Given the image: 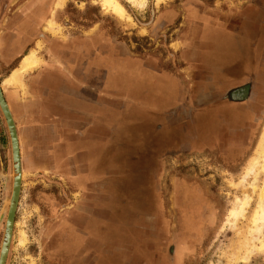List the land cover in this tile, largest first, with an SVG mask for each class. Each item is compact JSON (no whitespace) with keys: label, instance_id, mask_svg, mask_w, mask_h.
Segmentation results:
<instances>
[{"label":"crops","instance_id":"obj_1","mask_svg":"<svg viewBox=\"0 0 264 264\" xmlns=\"http://www.w3.org/2000/svg\"><path fill=\"white\" fill-rule=\"evenodd\" d=\"M55 1L0 0V82L16 123L22 164H42L33 167L34 174L51 169L71 194L79 196V207L62 208L58 222L68 229L71 259L77 256L78 241L86 250L92 242L89 230L82 241L78 239V229L112 223L125 233L135 227L144 216L132 210L134 195L150 197L148 202L155 203L152 209L143 204L144 210L157 209L154 181L159 165L167 162L174 147L199 148V113L194 108L206 92L202 72L207 66L201 64L203 49L190 57L197 37L191 29L177 45L170 44L187 61L177 73L170 70L171 63L131 53L120 43L79 38L71 25L51 33L46 30L47 20L52 17L58 24L60 20ZM184 14L182 24L196 23ZM195 19L203 27L215 25L201 21L199 14ZM31 49H36L41 60L23 75L24 88L4 85L3 79ZM110 57L113 62L108 61ZM258 72L262 79L264 70ZM255 88L251 99L257 93ZM4 129L0 126V147L9 167L10 141ZM161 223L159 216L156 228L165 226ZM143 224L148 239L134 240L117 258H127V264H170L156 254L164 248L152 240L157 236L151 239L147 223ZM84 259L98 260L88 251Z\"/></svg>","mask_w":264,"mask_h":264},{"label":"rangeland","instance_id":"obj_2","mask_svg":"<svg viewBox=\"0 0 264 264\" xmlns=\"http://www.w3.org/2000/svg\"><path fill=\"white\" fill-rule=\"evenodd\" d=\"M118 1L125 9L126 17L120 18L103 9L96 0H65L60 7L59 24H56L58 30L71 25L79 38L95 37V43L100 44L120 43L131 53L152 55L171 63L173 68L170 70L177 73L180 71L178 68L185 66L187 61L181 59L180 52H174L170 44L177 45V40L186 31L189 32L188 22L178 25V21L182 23V13L185 12L184 15L191 19L201 13L199 16L205 17L206 24L210 20L219 26L221 20H215V17L224 19L251 5L261 9L260 15L264 18V0H163L159 5H155V0H147L143 7L134 6L126 0ZM127 15L130 16L129 20ZM26 25H29L28 22ZM176 26L179 29L173 33ZM210 29L209 25L204 27L206 33L208 30L212 32ZM262 35L252 37L255 43L262 40L260 47L264 56ZM237 37L233 35L230 44L235 45L239 41ZM218 57L222 63L226 61L224 54ZM231 60L232 63L240 61L236 55L231 56ZM108 61L113 62V58L110 57ZM243 65H233L232 73L237 71L248 75L250 70L241 72L247 69ZM261 70H264V66ZM217 76L218 80L225 81L223 76ZM227 76L230 79L233 75L228 73ZM255 82L258 90L252 99L220 103L223 111L213 108L212 115L217 119L215 122L211 115L204 117L203 128H199L198 132L199 148L176 150L174 147L166 158L167 162L159 165L154 181L158 193L157 209L144 210L143 204L152 206V209L155 203L148 202L150 197L134 195V202L130 204L133 205L132 210L144 216L139 217L135 227L125 233H122L121 227H113L112 223L87 230L78 229V239L81 237L82 241L84 232L89 230L88 236L92 242L86 250L85 245L78 241L75 258L68 259V229L64 230L58 222L62 208L69 205L79 207V196L71 194L51 169L34 174V168L42 164H22L21 193L6 264H127V258H117V254L124 255L134 240L142 242L148 239L143 223H147L146 229L151 239L157 236L152 240L164 248L156 254H161L163 261L170 260V264H264V247L249 254V248L243 245L250 227L252 209L258 201L257 190L264 180L262 172L255 181L253 176L242 181L247 167L257 155L264 128V76L260 79L258 73ZM251 106L254 107L253 111ZM0 126L7 131L1 111ZM3 150L0 147V245L12 181L11 156L8 167ZM252 183L256 185L255 192L252 191ZM246 195L251 200L245 217L234 220L229 214L236 207V198ZM159 216L165 223L162 228H156ZM20 231L26 237L22 245L18 244ZM249 245L257 248L259 243L252 240ZM85 251L97 259L103 253L112 256L102 255L98 260L88 261L84 259ZM142 251H145L144 248Z\"/></svg>","mask_w":264,"mask_h":264},{"label":"flooded vegetation","instance_id":"obj_3","mask_svg":"<svg viewBox=\"0 0 264 264\" xmlns=\"http://www.w3.org/2000/svg\"><path fill=\"white\" fill-rule=\"evenodd\" d=\"M260 12L262 13V10L258 7L249 5V7H247L244 11L236 13L235 15H231L230 17L222 19V17L217 16V18L215 17V20H221V25H213L211 27L209 26L212 32H209L208 30L207 33L204 31V27L202 26V24L199 23L200 20L198 21L197 19H195L196 17L192 19L193 21H196V23L189 22L190 29L194 31L197 36L196 39L194 38L193 40L190 57H194V53H197L198 49H203L200 55L201 64L207 66L202 72L204 77L206 78V92L203 94V98L200 100V102H198V107L194 108V112L198 111L199 113V128H203L205 121L204 117L207 115H211L214 122L217 121L215 116H213L212 114L214 107H217L216 109H218L219 112L223 111L224 108L220 106V103H223L224 101L237 102L243 99L248 100L253 94L255 86L257 85L255 81L257 80V74L259 73L258 71L264 66V56L262 53V48L260 47L262 46V40H259V43H255L252 37L253 35L264 34V31L262 32V34H260V32L264 30V18H261ZM200 14L201 13H199V15ZM202 18L203 16L201 17V19ZM162 19H160L159 21L162 22ZM201 21L204 22V19H202ZM56 24L58 25L57 22ZM254 24H256V28L254 27ZM57 25L55 26V31L58 30ZM178 25L181 26L184 24H182L181 21H178ZM175 29L177 30L179 29V27L177 28L176 26L173 29V33ZM233 35L239 37H237L239 41H236L235 45L230 44L232 39L231 37H233ZM112 45L115 44L112 43ZM257 49L259 50L258 52ZM219 54H224L226 56V61L224 63L219 61ZM235 55L238 57V59H240V61L237 63H232L231 56L235 57ZM233 65H235L234 67H236V65H243L247 69H244L241 72H248L250 70V73H248V75H245L242 73H237V71L236 73L233 71V74L231 71ZM228 73H231L234 77L232 76L230 79H228ZM217 74L223 76L225 81L218 80ZM252 77L254 78V84L252 83ZM239 80H242V82H240ZM235 81H239L240 83L233 84V82ZM203 108L206 109L203 110ZM219 121H221V118H219Z\"/></svg>","mask_w":264,"mask_h":264},{"label":"bare ground","instance_id":"obj_4","mask_svg":"<svg viewBox=\"0 0 264 264\" xmlns=\"http://www.w3.org/2000/svg\"><path fill=\"white\" fill-rule=\"evenodd\" d=\"M65 0H56L55 7H61ZM101 5L103 9L111 11L116 16L123 18L126 17L125 9L118 0H96ZM134 6L143 7L147 0H126ZM163 0H155V5H159ZM128 20L130 16L127 15ZM56 22L51 17L47 20L46 30L51 33H56L54 27ZM41 42H37V46L40 47ZM40 57L36 54V49H31L27 55H25L16 69H14L5 79H3V84L7 86H12L14 88L20 87L24 88L23 75L33 68L37 67L40 63ZM259 148L257 155L253 157L251 164L247 167L245 174L242 177V181H245L249 176H253L254 181L257 179L258 175L264 172V128L259 139ZM252 191L255 192L256 185L251 184ZM258 201L252 209L250 220H249V230L248 233L245 232L243 240V245L249 248V254L253 253L254 250L261 249L264 247V180L262 185L258 188ZM248 194V193H247ZM251 197L246 195L244 198H236V207L231 210L229 215H232L233 219L236 220L238 217H245L247 208L249 206ZM248 229V227H247ZM244 235V234H243ZM257 240L259 246L250 247V241ZM26 241V237L23 231H20L18 244L22 245ZM241 244V243H240ZM242 246V245H241ZM245 248V247H244ZM247 249V248H246ZM246 251V250H245ZM248 256V255H247ZM250 256V255H249ZM246 258V257H245Z\"/></svg>","mask_w":264,"mask_h":264},{"label":"water","instance_id":"obj_5","mask_svg":"<svg viewBox=\"0 0 264 264\" xmlns=\"http://www.w3.org/2000/svg\"><path fill=\"white\" fill-rule=\"evenodd\" d=\"M0 111L3 116L10 141L11 180H12L11 193L6 208V220H5L4 232L0 247V264H5L13 234L15 213L18 207L20 193H21L22 160H21L20 144H19V137L17 133L16 123L12 116L11 110L8 106V103L4 97L1 82H0Z\"/></svg>","mask_w":264,"mask_h":264}]
</instances>
